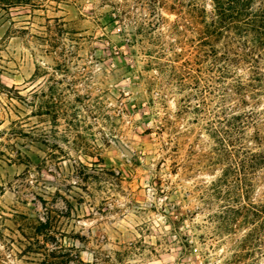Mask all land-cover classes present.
Wrapping results in <instances>:
<instances>
[{"label":"rangeland","instance_id":"374dc122","mask_svg":"<svg viewBox=\"0 0 264 264\" xmlns=\"http://www.w3.org/2000/svg\"><path fill=\"white\" fill-rule=\"evenodd\" d=\"M150 5L0 0V264H225L251 227L210 220L228 204L206 198L225 165L209 162L208 109L184 112L189 90L149 66L179 52L177 15ZM247 100L225 116L264 113V95Z\"/></svg>","mask_w":264,"mask_h":264},{"label":"trees","instance_id":"16d2710c","mask_svg":"<svg viewBox=\"0 0 264 264\" xmlns=\"http://www.w3.org/2000/svg\"><path fill=\"white\" fill-rule=\"evenodd\" d=\"M150 7L153 12L159 8L178 17L171 32L179 48L175 59L160 62L161 57L148 53L152 57L149 66L168 76L169 84L172 81L179 90H189L179 100L184 112L194 109L202 113L204 107L209 111L207 125L216 139L213 150L218 156L209 162L225 167L209 185L206 198L207 202L228 201L210 220L226 232L251 225L225 262L245 264L264 255V201L251 199L249 178L259 171L258 178L264 183V113L251 108L227 117L224 106L231 100L248 106V98L264 95V0H151ZM152 29L140 31L151 40H161L162 35L153 34ZM207 94L218 98L215 108H207ZM192 100L200 102L193 105ZM250 125L257 129L255 149L244 143Z\"/></svg>","mask_w":264,"mask_h":264},{"label":"water","instance_id":"95a60500","mask_svg":"<svg viewBox=\"0 0 264 264\" xmlns=\"http://www.w3.org/2000/svg\"><path fill=\"white\" fill-rule=\"evenodd\" d=\"M125 151H126L127 153H129L126 149H125Z\"/></svg>","mask_w":264,"mask_h":264}]
</instances>
